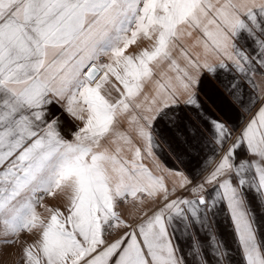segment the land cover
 Here are the masks:
<instances>
[{"label": "snow or ice", "instance_id": "6c2138e0", "mask_svg": "<svg viewBox=\"0 0 264 264\" xmlns=\"http://www.w3.org/2000/svg\"><path fill=\"white\" fill-rule=\"evenodd\" d=\"M218 72L239 121L257 110L243 128L197 96ZM258 74L264 0H0V245L36 232L24 264H235L224 218L241 264H264ZM161 140L187 171L159 162ZM57 194L63 210L44 204Z\"/></svg>", "mask_w": 264, "mask_h": 264}, {"label": "crops", "instance_id": "0c3cea01", "mask_svg": "<svg viewBox=\"0 0 264 264\" xmlns=\"http://www.w3.org/2000/svg\"><path fill=\"white\" fill-rule=\"evenodd\" d=\"M153 41L147 40L145 38L138 39L137 43L130 46L126 52L127 54H138L144 48H150ZM113 82L114 81V78ZM258 84L264 86V77H261L259 74L255 77ZM228 80L225 77L223 72H218L216 76L205 73L200 80V85L197 89V96L204 106L206 112L214 117H218L221 120L229 123V125L239 124V128H243L244 124L247 123L248 120L252 119L256 115V109L253 108L251 113L245 114L244 119L239 121L237 119V114L230 108L229 106V94L225 89V84ZM116 93L113 91V96ZM54 111L59 114L58 109H54ZM190 114V113H189ZM70 125L62 126L61 133L68 139H71V136L68 135V128ZM73 130H75L73 128ZM159 139V138H158ZM140 143V142H137ZM161 147L159 149H154L155 155L158 158L159 162L163 165H167L169 168H180L181 170L187 171L182 164H179L175 161L171 152L169 151L167 145L160 141ZM142 147V145H141ZM143 150V149H142ZM129 159L132 158V152L125 151L124 153ZM154 175H164L159 172L152 159L145 157L142 160ZM166 183H168L169 187H171V179L166 177ZM187 195V193H183ZM44 204L52 207H60L63 210L65 201L63 197L59 194L55 198L46 197L44 200ZM159 204V201L156 202ZM154 205L152 202H146L143 205L144 210H149V215H151V209H153ZM137 206L134 203H129L128 205L122 206V213L125 218H130L131 216H135L136 220H131L130 222H138L140 212L136 210ZM37 211L42 215V217L47 218L48 213L45 212L43 206L38 207ZM223 234V238L226 241L227 245L231 249L232 256L234 258L235 264H241L242 256L241 251L239 249L238 243L236 241L235 235L232 231L231 224L227 222L224 218H221V222L218 226V235ZM38 238V234L33 232L29 234L24 232L21 234L20 240L21 243L16 245H0V264H24L23 259V246L24 244L33 243Z\"/></svg>", "mask_w": 264, "mask_h": 264}]
</instances>
